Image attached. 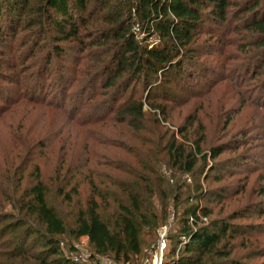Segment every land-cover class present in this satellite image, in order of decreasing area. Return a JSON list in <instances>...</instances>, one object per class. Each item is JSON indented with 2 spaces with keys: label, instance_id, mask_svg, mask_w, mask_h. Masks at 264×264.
I'll use <instances>...</instances> for the list:
<instances>
[{
  "label": "rangeland",
  "instance_id": "374dc122",
  "mask_svg": "<svg viewBox=\"0 0 264 264\" xmlns=\"http://www.w3.org/2000/svg\"><path fill=\"white\" fill-rule=\"evenodd\" d=\"M21 22L14 36L0 41V264H38L42 248L27 235L41 226L23 210L25 192L37 181L67 229L58 247L75 264H124L95 254L86 238L69 232L89 199L108 219L116 211L113 199L128 205L116 184L136 183L153 226L142 228L144 247L127 264H149L160 238L163 264H169L180 249L177 231L189 207L201 209L205 223L230 218L232 225L246 227L232 241L236 257L242 264H264L263 78L242 72L240 36L204 26L196 44L200 53L187 75L171 73L149 94L138 83L130 85L114 109L131 96L145 99L136 129L106 114L97 84L83 91L72 81L75 72L91 70L88 51L77 54L59 43L64 50L54 56V32L38 41ZM171 143L181 157L168 152ZM211 149L220 151L214 159ZM186 157L194 162L189 174L182 170ZM74 184L68 205L58 189Z\"/></svg>",
  "mask_w": 264,
  "mask_h": 264
},
{
  "label": "trees",
  "instance_id": "16d2710c",
  "mask_svg": "<svg viewBox=\"0 0 264 264\" xmlns=\"http://www.w3.org/2000/svg\"><path fill=\"white\" fill-rule=\"evenodd\" d=\"M91 1L0 0V41L8 33L15 35L14 27H20L23 17L22 28L33 30L28 35H34L38 41L49 30L54 32L51 38L55 42L54 56L62 55L64 50L65 45L59 43L77 54L88 51L91 70L75 72L72 81L83 91L93 90L97 84L100 94L106 97L102 101L106 114H115L136 129L135 124L144 116L145 99L132 101L131 96L116 110L114 105L134 83L149 94L159 83L166 82L169 74L187 75L186 71L194 67L195 57L200 53L196 44L204 26L225 27L240 36L241 51L245 54L241 70L252 78H263L259 89L264 94V0H118L113 4L109 0H93V5ZM1 20L5 23L3 29ZM150 113L158 114L153 110ZM195 149L198 150L197 145ZM176 151H179L177 158L183 155L171 143L168 152ZM210 151L211 159L220 153L215 149ZM193 166L190 157L183 159L185 173H191ZM75 174L81 176V173ZM134 177L143 182L141 177ZM75 184L67 191L58 189L57 194L68 205L76 193ZM150 185L148 180L149 189ZM116 187L125 195L128 205L113 199L116 211L103 219L98 213L99 204L89 199L85 209L77 211L69 234L86 238L95 254L108 255L116 262L127 264L144 247L140 238L142 228L150 230L153 220L149 219L150 208L139 193L137 183L116 184ZM46 195L39 181L25 192L24 214L41 226V230L32 229L27 235L42 248L36 253V261L38 264H75L58 247L59 238L67 229L54 208L48 205ZM204 217L198 207L183 210L177 231V238L182 237L181 241L177 240L180 249L175 256L174 250L171 251L173 257L169 264H242L232 241L247 228L232 225L230 218L205 223ZM149 233L148 236L152 235V231Z\"/></svg>",
  "mask_w": 264,
  "mask_h": 264
},
{
  "label": "built area",
  "instance_id": "2783aa9c",
  "mask_svg": "<svg viewBox=\"0 0 264 264\" xmlns=\"http://www.w3.org/2000/svg\"><path fill=\"white\" fill-rule=\"evenodd\" d=\"M164 251H165V243H164V240L160 238L153 252V255H152V258L149 264H163Z\"/></svg>",
  "mask_w": 264,
  "mask_h": 264
}]
</instances>
